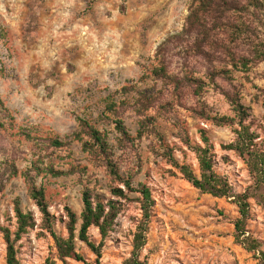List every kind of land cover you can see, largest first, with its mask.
<instances>
[{"label":"rangeland","instance_id":"rangeland-1","mask_svg":"<svg viewBox=\"0 0 264 264\" xmlns=\"http://www.w3.org/2000/svg\"><path fill=\"white\" fill-rule=\"evenodd\" d=\"M192 3L193 0H0V66L4 69L0 73V100L7 110L0 113V220L15 231V201H19L37 221V226L17 243L21 264H84L72 259L64 263L57 257L54 239L41 227L43 214L30 197L21 172L33 163L41 168L53 164L60 170H70L73 165L88 168L82 176L36 175L37 184L47 190L56 230L64 236H68L66 207L81 214L85 187L106 201L111 199L113 183L106 168L94 163L83 151L82 142L75 139L80 131L78 118H92L116 144L114 125L98 118L96 105L103 96L126 85L141 90L153 85L152 79L145 80L144 75L157 63L155 55L160 44L183 31ZM245 17L252 31L237 41L233 50L238 56L252 59L248 71L219 60L210 64L200 56H184L180 46L167 55L171 72L189 70L207 85L200 96L188 89L179 103L162 113L149 112L156 116L157 130L175 148L178 159L192 165L197 173L198 159L180 134L186 129L192 141L202 144L199 131L205 128L217 154L215 168L229 178L237 192L244 191L253 180L244 161L234 151L224 149L235 139L234 128L206 123L198 114L205 102L214 114L233 116L225 92H237L242 102L252 108L254 129L264 138V109L257 103L258 88H264V59L255 57L256 49L264 51V11L251 10ZM216 32L221 41H227L226 32ZM223 67L231 70V79L221 75L211 83L209 72ZM5 112L8 116H4ZM125 119L136 136L137 117L127 111ZM41 136L56 137L71 145L47 150L38 140ZM154 148H159V140L150 135L139 141L133 151L124 154L117 150L122 170L134 173L136 183L148 184L156 201L142 250L147 264H257L255 255L235 239L237 205L231 199L203 193L180 173H173L177 171ZM6 163L15 164L19 174L13 175ZM252 205L249 228L264 242V207L254 199ZM141 217L138 202L123 203L105 241L102 264H123L130 256ZM80 224L81 221L78 228ZM89 235L97 244L102 240L96 227L90 229ZM6 247L0 232V264H6ZM77 249L88 260H95L86 243L77 240Z\"/></svg>","mask_w":264,"mask_h":264},{"label":"trees","instance_id":"trees-1","mask_svg":"<svg viewBox=\"0 0 264 264\" xmlns=\"http://www.w3.org/2000/svg\"><path fill=\"white\" fill-rule=\"evenodd\" d=\"M251 10L256 13L264 11V0H193L190 15L187 18L183 31L169 36L157 49V63L148 68L144 79H152L153 85L145 90L135 85H126L115 93L103 96L96 105L100 112L98 118L107 124L114 125L116 144H112L109 133L101 130L94 120L88 116L79 117L80 131L75 134V139L82 142L83 151L87 152L94 163L103 165L110 176L112 186L110 192L112 198L105 200L101 195L94 194L93 190L85 187L82 192L83 210L78 215L71 207H66L67 221L65 222L68 236H64L56 230V219L51 214L50 202L47 199V190L44 185H38L36 175L45 173L52 177L68 175H84L88 168L81 165H73L70 170L56 169L53 164L46 168L33 163V166L21 172L25 178L29 195L34 200L43 214L41 227L47 230L53 237L57 257L64 263L68 259L76 260L84 264H102L103 247L110 236L114 225L123 210V203L138 202L142 211V217L136 227L133 240V250L123 264H147L142 258V250L147 243L149 224L153 217V208L156 204L151 187L143 182L134 181V173L123 171L119 164L117 150L126 154L133 151L138 142L150 135H156L159 140L157 155L162 156L180 173L188 182L203 193L211 194L219 198L231 199L237 205L239 217L235 222V239L248 252L255 255L257 264H264V242L254 236L249 228V222L253 216L252 200L264 207V138L254 129L256 120L252 115V108L244 104L239 93L225 92L233 116L214 114L210 106L203 102L199 118L216 126H231L234 128L235 139L224 146L225 150L234 151L247 165L252 184L244 191L237 192L228 177L217 172L214 146L211 143L208 131L200 129L202 144L192 141L185 129L180 137L187 148L195 153L199 162V173L195 168L181 162L175 154V148L165 142L164 136L157 130V118L150 115L151 110L158 113L167 110L174 103H179L186 90L192 89L195 95L200 96L207 85L201 78L196 77L191 71L171 72L167 58L170 51L178 47L184 56L196 55L206 59L210 64L215 60L232 64L235 68L249 70L252 59L246 56H238L233 50L242 37H248L252 26L246 19V14ZM228 34L227 41L219 39V33ZM173 45V46H172ZM257 60L264 59V51L256 49ZM0 66V73L4 72ZM223 75L231 79V70L227 67L213 68L208 74L211 83H216L217 77ZM257 103H261L264 109V88H258ZM166 92L169 99H166ZM0 100V113L7 111ZM127 111H132L137 117L138 130L135 136L128 127L125 119ZM5 112L4 116H8ZM87 138V139H86ZM44 149H55L71 145V142L62 141L59 138L47 136L39 137ZM2 163H0L1 165ZM6 166L13 175H18L19 170L12 163ZM176 175V174H174ZM0 186V192L2 191ZM137 194L138 196H132ZM16 230L5 226L0 220V232L6 243V264H21L18 258L17 243L23 236L37 226V221L30 211H25L19 201H15ZM81 221L80 228L78 225ZM99 229L102 240L99 244L92 241L89 235L90 229ZM77 240L87 244L96 256L94 261L88 260L77 249Z\"/></svg>","mask_w":264,"mask_h":264}]
</instances>
